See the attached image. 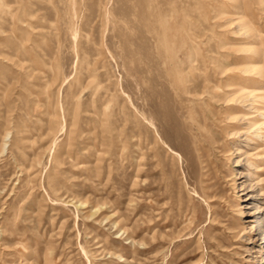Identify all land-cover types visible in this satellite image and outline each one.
Here are the masks:
<instances>
[{
    "label": "rangeland",
    "instance_id": "obj_1",
    "mask_svg": "<svg viewBox=\"0 0 264 264\" xmlns=\"http://www.w3.org/2000/svg\"><path fill=\"white\" fill-rule=\"evenodd\" d=\"M3 1L0 264H264V138L247 90L223 96L264 26L215 0L185 31V0Z\"/></svg>",
    "mask_w": 264,
    "mask_h": 264
},
{
    "label": "bare ground",
    "instance_id": "obj_2",
    "mask_svg": "<svg viewBox=\"0 0 264 264\" xmlns=\"http://www.w3.org/2000/svg\"><path fill=\"white\" fill-rule=\"evenodd\" d=\"M215 1L217 2V4L213 5V9L217 12V15H224V14H229L231 16L235 15L234 16L235 18L233 17V19H239L240 28H242L243 30L245 29L246 31H251L254 36H258V34H260L262 32L264 24H262V22L260 21V18L262 19L263 15H264V13H263L264 12V6H263L264 0H215ZM7 7H8L7 3L3 0H0V13H2V12L4 13V11H8ZM178 10H180L183 13L182 15L184 17H187L188 19H186L185 21H182L181 23L180 22L177 23L176 17L178 15ZM202 10H203V3L201 1H199V2L196 1V2H194L193 5L191 3H189L187 0H185L184 3H180V5H177V3L175 1H172L169 4V7H168V10L166 13L169 15L168 17L174 18L173 22L176 24L174 30L177 31V30L183 29L182 31H185V29H190V28L194 27V24L189 19V16L191 14L197 12L198 15H200L202 17V15L203 16L205 15ZM225 24L226 23H219L218 25L223 27V26H225ZM262 34H264V33H261L260 35H262ZM75 35H77V34H75ZM254 39H256V38H254ZM263 43H264V41H263ZM191 49H192V47H191ZM263 51H264V49H263ZM263 51L261 52L262 54H264ZM258 55H260V54H258ZM258 55H257V57H259ZM188 56H189V62H193L194 60L196 61V57H195L196 54L194 51H193V53L191 52ZM261 62H263L261 65L262 67L258 66V64ZM251 63H254L256 66L260 67L258 71L255 70L257 72L256 76L248 77L247 81H245V82L243 81L244 82L243 84H241L240 82L228 83L226 93H224L223 96H224V98H227L229 96V94H233V93L235 94L236 92L247 90L248 94L252 96V100H251L252 104H253L252 108L254 109L253 111L255 112V115L254 116L252 115L253 116L252 124L253 125L256 124L255 126H257L259 124L258 131L261 133L260 135H262L264 138V59H263V61H262V59L260 61L253 59L251 61ZM254 64H252V65H254ZM256 66H253V67L258 69V67H256ZM251 73L253 74V72H251ZM216 87H215V85L210 84V80L205 79V81L203 82V89L195 90V95L206 94L207 98H203L204 99L203 101H205L206 103L210 102V101L212 102L215 100L217 101L218 99H220V96H222V95H219L215 91ZM185 88H186V92H190V88H188V87H185ZM98 91H99V89L95 87L94 94H96ZM249 95H248V97H249ZM246 96L243 95L244 98ZM244 100L241 103H244ZM251 101H250V103H251ZM246 102H248V101H246ZM235 106H237V105H235ZM227 108H231V107H227ZM53 113H52V117L49 118V119H52V121H54L53 116L55 115V113H54V115H53ZM210 118H211L212 122L215 124L216 120L212 117H210ZM259 120H262L261 123H259L260 122ZM16 131H17L16 132L17 134H15V138L12 139L11 143L16 144L19 148L20 147H22V148L29 147L30 143H27V139H29V136H30L29 132L28 133H25V132L22 133L18 130H16ZM49 134H51V132H49ZM69 135H71V134L69 133ZM262 142L264 143V140ZM21 170H22V168H21ZM258 170H264V167H261ZM50 256H51V254H50ZM120 258H121L120 260L123 262H125L127 260V258H125L124 256H120Z\"/></svg>",
    "mask_w": 264,
    "mask_h": 264
}]
</instances>
